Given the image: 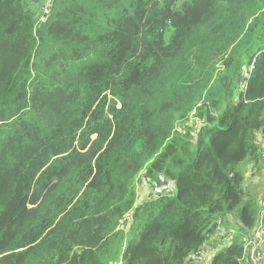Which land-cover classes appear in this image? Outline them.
I'll return each mask as SVG.
<instances>
[{
  "label": "trees",
  "instance_id": "trees-1",
  "mask_svg": "<svg viewBox=\"0 0 264 264\" xmlns=\"http://www.w3.org/2000/svg\"><path fill=\"white\" fill-rule=\"evenodd\" d=\"M45 5L0 0V264H249L264 0Z\"/></svg>",
  "mask_w": 264,
  "mask_h": 264
},
{
  "label": "built area",
  "instance_id": "built-area-1",
  "mask_svg": "<svg viewBox=\"0 0 264 264\" xmlns=\"http://www.w3.org/2000/svg\"><path fill=\"white\" fill-rule=\"evenodd\" d=\"M52 0H49L45 7L43 8L42 15L39 20L43 21L45 20V15L50 12L51 9ZM245 81L242 79V87H244ZM199 121L195 118L192 119L191 124H193L195 127L199 125ZM264 159V154H263ZM171 182V181H170ZM221 221H217V225L220 226ZM214 248L213 246H208L206 249H200L193 255V261H201L204 259L205 255L207 254V251ZM242 261H246L249 264H264V223L260 222V225L258 226L255 236L252 239H249L246 242L245 249L243 256L241 258ZM116 264H122L121 262H118Z\"/></svg>",
  "mask_w": 264,
  "mask_h": 264
},
{
  "label": "crops",
  "instance_id": "crops-1",
  "mask_svg": "<svg viewBox=\"0 0 264 264\" xmlns=\"http://www.w3.org/2000/svg\"><path fill=\"white\" fill-rule=\"evenodd\" d=\"M260 146L262 147V151H263L264 150V147H263L264 146V142H260ZM240 167H241L242 172H244V174H245V181H244V186L245 187L246 186H253V184H257L258 183L257 181H261L262 182V184H261L262 187H261L260 193H259V200H260L263 197V195H264V166L257 165V164L254 163V161L252 159L247 158L246 161L243 162ZM248 179H250L252 181H255V183L249 182ZM208 245L213 246V247H217V246H219L221 244L218 242V239H215L213 237L212 241L209 242ZM215 245H217V246H215ZM211 250L212 249H210V251ZM210 251L209 250L207 251V254L205 255L203 260L192 262V264H206L208 255L210 254Z\"/></svg>",
  "mask_w": 264,
  "mask_h": 264
},
{
  "label": "rangeland",
  "instance_id": "rangeland-1",
  "mask_svg": "<svg viewBox=\"0 0 264 264\" xmlns=\"http://www.w3.org/2000/svg\"><path fill=\"white\" fill-rule=\"evenodd\" d=\"M49 0H46V4ZM184 1V0H182ZM42 11V10H41ZM40 11V13L37 15V17L40 19L41 15H42V12ZM261 140V133L259 132L257 134V142L259 143ZM264 147V146H263ZM264 151V150H263ZM264 154V152H263ZM253 174V173H252ZM255 176V175H254ZM139 180L142 181H138V183L136 184V188H137V192H138V196H142V194H144V190L145 188H143L144 185H146V179L143 177V175H141L139 177ZM249 182L251 183H255V181H252L250 179H248ZM258 183L257 184H253V186H246L244 187L245 189V193H246V200L247 199H253L254 201L256 200H259V193H260V189L262 187V182L261 181H257ZM257 185V186H256ZM149 187L151 188V186L149 185ZM154 187V185L152 186V188ZM172 187V183L170 182V185L168 186V189L170 190ZM154 189V188H153ZM141 198V197H140ZM128 218V217H127ZM234 230L237 231V227L235 226L234 227ZM246 243V242H245ZM246 245V244H245ZM221 249V247L217 246V247H214L212 248V250L210 251V254L208 255V258H207V261H206V264H210V261L212 259V257L218 253V251ZM192 262L193 259H192Z\"/></svg>",
  "mask_w": 264,
  "mask_h": 264
},
{
  "label": "water",
  "instance_id": "water-1",
  "mask_svg": "<svg viewBox=\"0 0 264 264\" xmlns=\"http://www.w3.org/2000/svg\"><path fill=\"white\" fill-rule=\"evenodd\" d=\"M161 178H162V182L158 183L156 181H154V189L157 190V191H161L163 189H168V186L170 185V181H167L163 175H160Z\"/></svg>",
  "mask_w": 264,
  "mask_h": 264
},
{
  "label": "clouds",
  "instance_id": "clouds-1",
  "mask_svg": "<svg viewBox=\"0 0 264 264\" xmlns=\"http://www.w3.org/2000/svg\"><path fill=\"white\" fill-rule=\"evenodd\" d=\"M245 81V80H244ZM241 84H242V82H241ZM245 85H246V82H245Z\"/></svg>",
  "mask_w": 264,
  "mask_h": 264
}]
</instances>
